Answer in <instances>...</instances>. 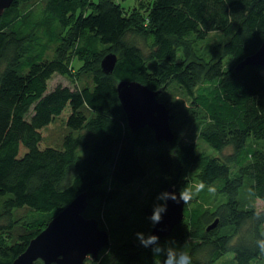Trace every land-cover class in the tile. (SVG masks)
I'll return each mask as SVG.
<instances>
[{
	"label": "trees",
	"instance_id": "16d2710c",
	"mask_svg": "<svg viewBox=\"0 0 264 264\" xmlns=\"http://www.w3.org/2000/svg\"><path fill=\"white\" fill-rule=\"evenodd\" d=\"M212 32L219 38L210 44ZM263 41L264 0L127 9L118 0H13L0 14V264L82 191L84 215L109 233L83 264H163L170 250L172 264H186L185 251L191 264H264V207L255 205L264 201V69H235ZM109 51L117 59L106 73L100 60ZM56 72L72 86L48 89ZM121 79L159 89L170 142L147 126L129 129ZM56 122L61 138L49 142ZM168 187H188L192 199L183 219L144 247L136 233H149Z\"/></svg>",
	"mask_w": 264,
	"mask_h": 264
},
{
	"label": "water",
	"instance_id": "95a60500",
	"mask_svg": "<svg viewBox=\"0 0 264 264\" xmlns=\"http://www.w3.org/2000/svg\"><path fill=\"white\" fill-rule=\"evenodd\" d=\"M12 1L0 0V14ZM116 59L114 52L105 53L100 60V68L106 73L111 72ZM245 65H259L264 69V41L254 52L240 60L235 69ZM116 91L125 112L126 123L132 132L147 126L153 131L156 141L172 140L174 135L170 125V110L158 99L159 89L153 90L140 81L121 79L116 83ZM166 192L178 196L179 191L168 187ZM165 202L166 210L160 213L161 219L153 224L145 239L151 235L161 239L183 219L184 204L175 203L171 199ZM87 204L86 191L75 195L29 240L11 264H36L37 260L41 264H83L87 256L96 258L99 251L108 245L109 233L107 229L99 227L96 217L84 215ZM216 223L217 219L208 228Z\"/></svg>",
	"mask_w": 264,
	"mask_h": 264
},
{
	"label": "clouds",
	"instance_id": "9594fccd",
	"mask_svg": "<svg viewBox=\"0 0 264 264\" xmlns=\"http://www.w3.org/2000/svg\"><path fill=\"white\" fill-rule=\"evenodd\" d=\"M207 187H208V192L214 195L216 192L215 186L209 184ZM204 188H205V183L203 181H200L195 185V191L197 194L202 192ZM158 199H161L164 201H166L167 199H171L175 203L185 204V203H188L192 199L191 189L188 187H185L182 191L178 192V196L176 194H170V193L164 192L158 196ZM166 207H167L166 202L155 205L153 208L152 214L150 216V220L153 223L159 222V220L161 219L160 213L164 212L166 210ZM136 236L144 247H148V245L150 244H156L158 240V238L154 235L148 236L147 239H145L143 234L141 233H136ZM160 251H161L160 247L154 248L155 253H159ZM261 252H264V247L261 248ZM172 259H173V253L170 250L167 257L163 260V264H172ZM181 261L186 262V264H191V257L188 256L186 251L181 254Z\"/></svg>",
	"mask_w": 264,
	"mask_h": 264
},
{
	"label": "rangeland",
	"instance_id": "374dc122",
	"mask_svg": "<svg viewBox=\"0 0 264 264\" xmlns=\"http://www.w3.org/2000/svg\"><path fill=\"white\" fill-rule=\"evenodd\" d=\"M118 1L121 2V4L123 5V7L127 9V8L132 7V6L140 8L141 6L147 4L151 0H118ZM208 37H209V42L211 44L212 42H214L215 40H217L219 38V34L217 32H212V33L209 34ZM227 37H223V38L224 39H227ZM79 63L80 62L77 61V60L73 61L72 68L73 69L77 68L78 65H79ZM56 84H64V85L72 86V83L66 77H64L63 75H61L60 73H57V72L54 73L51 76V78L48 80V89H51ZM176 94H177L178 97H180V95H181V93H179L178 91L176 92ZM174 99H176V98L174 97ZM62 130H63V125L61 124V122H56L53 125V127H50L49 129H47L45 138L49 142H51V141H58V140H60L59 138H61V132H62ZM185 131H186V129H185ZM182 132H184V131L181 128V133ZM195 142L197 143L196 146L198 148H201V149H204V150L206 149V150H209V152H212L210 150V147L208 148L205 144H200L197 139H195ZM228 150H230V149L229 148H226L225 151L227 152ZM255 205H256L257 208L264 207V201H262V200H255ZM87 257H90V256H87ZM179 260H180V257L177 256V259L174 260V263H176ZM38 261H40V260H37L36 261V264H37Z\"/></svg>",
	"mask_w": 264,
	"mask_h": 264
}]
</instances>
